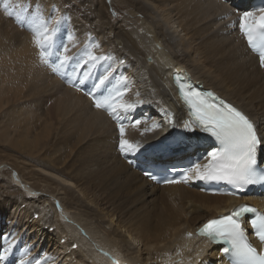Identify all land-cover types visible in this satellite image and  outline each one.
Listing matches in <instances>:
<instances>
[{
  "label": "bare ground",
  "instance_id": "6f19581e",
  "mask_svg": "<svg viewBox=\"0 0 264 264\" xmlns=\"http://www.w3.org/2000/svg\"><path fill=\"white\" fill-rule=\"evenodd\" d=\"M246 1L90 0L81 8L90 17H76L58 0H0V149L16 152L0 161L2 173L12 170L11 190L0 187V264H229L223 246L197 229L257 201L207 194L202 180L153 184L142 168L188 157L205 164L215 150L204 136L193 139L203 131L184 127L193 118L172 84L175 71L188 69L241 105L264 132V67L234 25L246 11L234 8ZM37 16L56 29L47 62L34 43ZM91 45L111 59L76 86L72 66L56 70L57 57L66 46L79 59ZM109 65L112 82L95 90ZM123 84V102L135 107L117 119L94 97ZM166 135L175 144L152 158ZM121 139L137 150L123 151Z\"/></svg>",
  "mask_w": 264,
  "mask_h": 264
},
{
  "label": "snow or ice",
  "instance_id": "6c2138e0",
  "mask_svg": "<svg viewBox=\"0 0 264 264\" xmlns=\"http://www.w3.org/2000/svg\"><path fill=\"white\" fill-rule=\"evenodd\" d=\"M24 10L21 8V11ZM56 23L59 25L60 21ZM236 23L249 47L258 53L260 65L264 67V7L239 13L238 22H234V25ZM48 24L49 22L45 21L42 16H37L33 24L36 33L34 43L39 47L40 57L45 62H47L49 49L54 44L56 32V29H50ZM97 46L86 47L82 55L78 54L79 59L68 55L69 49L62 46V51L57 57L56 70L62 72L72 66V77L74 78L72 82L76 86L85 84L92 76V69L99 62L111 59L109 56H98L90 50ZM85 65L89 66L88 70L81 72L80 69ZM112 78L113 69L109 65L104 73L97 77L93 88L107 90ZM175 80L193 118L184 127L191 132L200 130L208 133L222 145L208 153L207 163H196L191 169L186 170L183 180L185 182L193 179L224 181L238 188L264 182V172L257 171V152L264 145V137L258 135L256 126L248 116L231 104L218 100L214 94H205L196 90L188 78L179 73ZM127 91V84L115 87L108 95L94 97L95 105L97 108L108 110L115 118L120 119V113L128 112L135 107L133 104L123 102ZM89 94L94 95V93ZM133 123L139 125L141 121L135 120ZM158 127L160 125L153 124V128ZM119 130L123 136L125 127L122 122ZM120 147L123 151L137 150L126 139H121ZM165 182L175 183L177 181ZM249 213L254 214V218L250 219L252 230L259 241L264 244V214H260L256 208L247 205L238 206L227 215L209 220L199 229L198 235L207 237L213 243L225 245L221 248L222 253L235 258L237 264H264V251L252 245L242 225V218ZM7 256L8 251L5 249L3 257ZM20 264H26V262L21 260Z\"/></svg>",
  "mask_w": 264,
  "mask_h": 264
},
{
  "label": "rangeland",
  "instance_id": "374dc122",
  "mask_svg": "<svg viewBox=\"0 0 264 264\" xmlns=\"http://www.w3.org/2000/svg\"><path fill=\"white\" fill-rule=\"evenodd\" d=\"M59 1V3L62 5V8H63V10L64 11H70L69 13H71V14H73L74 16H76L77 17V13H78V15H80V14H84V15H86V16H89L90 17V14H89V12L88 11H84V12H82V9L81 8H84V6H86V4L87 5H89V2H90V0L89 1H87V0H58ZM113 3V2H112ZM114 4V3H113ZM115 5V4H114ZM70 6V7H69ZM66 8V9H65ZM74 11V12H73ZM118 11L120 12V10L118 9ZM167 113V112H166ZM7 118V119H6ZM8 118H10V116H8V117H5V118H3L2 120H8L9 121V119ZM4 120V121H5ZM1 145L2 146H6L5 145V143H3L2 144V142H0V148H3V147H1ZM1 151H0V161H2V159H4V157H5V154L7 153V155H9L10 156V154H12L14 151H10V150H7V151H3L4 149H0ZM3 151V152H2ZM8 151H9V153H8ZM172 154H173V152H171ZM170 153V154H171ZM7 155H6V157H7ZM13 155H16V152H14L13 153ZM12 156V155H11ZM2 157V158H1ZM5 157V158H6ZM1 166H3V164L1 165ZM9 167V165H7V166H4V168H5V171H6V173H2V169L1 168H3V167H0V183L2 184H0V187H6L5 188V190H11V187L10 186H6V182H8V183H12V181H11V179H10V173H11V167L10 168H8ZM5 175V176H4ZM4 176V177H3ZM2 180H4L5 181V183L2 181ZM4 184V185H3ZM23 190V189H22ZM23 192L25 193L26 191L25 190H23Z\"/></svg>",
  "mask_w": 264,
  "mask_h": 264
}]
</instances>
